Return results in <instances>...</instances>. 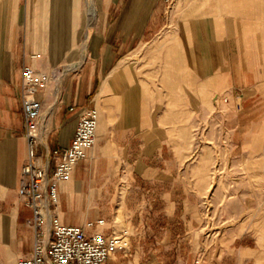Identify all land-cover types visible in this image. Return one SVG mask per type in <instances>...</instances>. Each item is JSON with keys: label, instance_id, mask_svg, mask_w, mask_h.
Segmentation results:
<instances>
[{"label": "crops", "instance_id": "crops-1", "mask_svg": "<svg viewBox=\"0 0 264 264\" xmlns=\"http://www.w3.org/2000/svg\"><path fill=\"white\" fill-rule=\"evenodd\" d=\"M84 1L28 0L21 41L16 0H0L6 13L0 20V264H17L33 248V230L26 223L32 211L18 194L28 157L25 64L48 78L36 94L42 101L39 152L44 159L47 150L71 143L87 109L97 110L96 143L59 182L56 212L62 223L93 221L90 232L108 235L121 210L128 238L117 252H133L132 264H264V213L256 224L232 227L218 243L203 241L200 197L192 179L199 165L190 162L192 130L201 122L191 112L199 97L210 102L213 92L215 104L223 89L264 92V14H240L264 13V5L100 0L90 13ZM89 14L96 17L91 24ZM138 47L144 48L143 62L135 66L130 53ZM80 55L84 62L78 69L59 71V61ZM158 59L164 62L157 64ZM162 97L166 105L160 110ZM221 124L230 155L254 157L244 165L264 171V114L230 117ZM48 161L52 171L57 157ZM124 173L128 186L120 190Z\"/></svg>", "mask_w": 264, "mask_h": 264}, {"label": "rangeland", "instance_id": "rangeland-1", "mask_svg": "<svg viewBox=\"0 0 264 264\" xmlns=\"http://www.w3.org/2000/svg\"><path fill=\"white\" fill-rule=\"evenodd\" d=\"M242 1L246 5L253 4L254 2L264 5V0ZM27 3L28 0H16L14 11V14H16V35L21 41L25 39ZM84 3L87 7L88 0H85ZM3 14L6 15V13L0 11V20H2L1 16ZM240 14L253 18L255 15L264 13L247 11ZM93 17V14H89L87 18L88 24L95 21L96 17ZM254 30L256 29L252 31ZM82 46V43L78 46L79 50H81ZM48 47L51 51L52 43H48ZM141 48L138 47L130 53V60L133 61L135 66L143 62V52H140ZM142 50L144 51V48ZM73 62H78V65L69 69L70 64ZM83 62L84 55H80L74 61L61 60L57 65L59 71L63 69L75 71ZM163 62V59H158L157 64ZM50 64L53 65L52 60ZM162 84L160 71V89L164 87ZM260 85L263 86L264 84ZM255 89L245 88L243 95L240 90H237V93H231L223 89L219 92H222L223 96H228V101H219L215 104H213V99L211 100V96L214 94L212 92L210 94V102L199 97L197 103L194 105L195 108L191 112L198 115L201 119V122L197 123L195 129L192 130V138H195L192 140V144H194L190 162L199 165L192 171V179L196 181L194 187L195 193L200 197V208L203 217L201 238L209 244L218 243L220 239L228 237L230 233L229 229L232 227H237L238 225L245 227L253 221L256 224L259 221L258 218H261L262 213H264V171H259L258 168L260 166L257 164H252L251 166L244 165L247 159L254 157L230 155V141L227 136L221 135V121L223 119L229 120L230 117L239 118L243 115L258 116L264 114V92L260 96L261 94L255 93ZM161 94L163 93L160 92V96ZM164 99L162 97V101H160V103L162 102L160 110L166 105ZM257 101L259 102L257 103ZM246 102H248L249 108H246ZM233 110H237V113ZM230 111H233V113ZM193 132H195V135ZM125 174L119 179L120 190H124L128 186ZM116 221L120 227L126 224L125 216L121 210L118 213ZM193 254L197 255L198 253ZM113 256L115 258H112V260L114 259L117 264L134 263L133 252L125 254V252L116 251Z\"/></svg>", "mask_w": 264, "mask_h": 264}, {"label": "built area", "instance_id": "built-area-1", "mask_svg": "<svg viewBox=\"0 0 264 264\" xmlns=\"http://www.w3.org/2000/svg\"><path fill=\"white\" fill-rule=\"evenodd\" d=\"M22 75L28 157L22 166L18 194L32 211L26 223L33 230V248L32 253L19 258L17 264H114L113 254L127 243L126 228L115 221L108 235L90 232L88 227L94 224L93 221H87L84 226L65 224L56 212L59 182L70 176L79 161L86 157L87 150L96 143L97 110L94 107L87 109L78 120L71 143L63 148L47 150L44 159L39 152L44 144L40 130L42 101L36 94L48 78L27 64L22 67ZM216 98L222 102L229 99L219 94ZM51 155L57 157V161L53 170L49 171L48 157Z\"/></svg>", "mask_w": 264, "mask_h": 264}, {"label": "bare ground", "instance_id": "bare-ground-1", "mask_svg": "<svg viewBox=\"0 0 264 264\" xmlns=\"http://www.w3.org/2000/svg\"><path fill=\"white\" fill-rule=\"evenodd\" d=\"M99 3L100 0H88V4L90 5V13H93L96 10Z\"/></svg>", "mask_w": 264, "mask_h": 264}]
</instances>
